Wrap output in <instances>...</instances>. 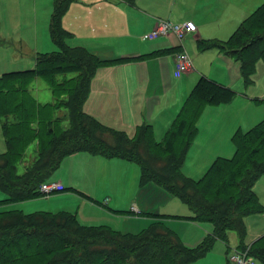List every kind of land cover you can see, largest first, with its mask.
<instances>
[{
	"label": "trees",
	"instance_id": "1",
	"mask_svg": "<svg viewBox=\"0 0 264 264\" xmlns=\"http://www.w3.org/2000/svg\"><path fill=\"white\" fill-rule=\"evenodd\" d=\"M72 1L54 2L50 33L59 50L38 53L34 67L0 76V115L5 119L2 132L6 144V150L0 152V191L6 198L0 203L43 196L41 184L60 167L63 159L86 151L137 162L141 167L142 185L155 182L189 206L192 214L180 217L211 222L214 228L200 244L189 247L159 222L134 235L82 225L76 215L68 212L6 211L0 217V264H189L205 256L217 240L227 243L231 231L236 232L241 241L237 247H250V254L264 264V235L250 246L244 244L246 218L264 213V205L255 190L256 182L264 175V119L247 131L234 133L232 157H217L199 179L186 177L182 172L184 158L196 136L195 126L202 109L206 104L230 102L235 91L203 76L188 100L186 115H182L161 143L155 141L150 125H143L131 137L103 125L83 108L102 61L84 47L68 45L71 33L62 20ZM200 43L203 49H224L240 60L248 84L256 61L264 58V4L240 24L227 42L214 41L206 47L205 42ZM87 58H91L92 63ZM60 73L77 75L60 81L57 78ZM40 76L48 79L56 97L53 105L68 111V119L66 116L50 118L51 106L38 103L30 94L28 82ZM35 107L36 111L32 109ZM63 120H68L70 126L62 127ZM88 121L105 133H96L87 125ZM186 126L189 130L194 126V130L183 135ZM145 136L152 137L156 145L169 151L170 176L151 170L135 152L132 141L137 138L139 142ZM34 142L37 155L20 174L18 164ZM13 215L15 217H10ZM44 216L63 217L66 221L36 220ZM230 251L231 248L227 258Z\"/></svg>",
	"mask_w": 264,
	"mask_h": 264
},
{
	"label": "crops",
	"instance_id": "2",
	"mask_svg": "<svg viewBox=\"0 0 264 264\" xmlns=\"http://www.w3.org/2000/svg\"><path fill=\"white\" fill-rule=\"evenodd\" d=\"M5 1L6 0H0V54L7 53L9 50H6V48L12 47L15 50L12 54L18 56H16L18 58L17 61L21 56L29 57L34 67L36 55L38 53L47 52L38 51L36 45L26 38L15 37L16 32L21 30L22 27H30L32 18L29 20L30 22L28 25L17 26L10 24L3 15L4 9L2 6L6 5ZM44 1L50 6L49 15L47 20L43 22V26H38L36 31L44 27L48 28V22L50 28L54 3H51L52 0ZM9 2L10 1H8V3ZM262 4H264V0H73L68 12H66L67 14L63 17V25L71 33V37L77 34L83 39L81 45L76 47H84L102 61V65L96 71V74L91 81L90 93L83 106L84 111L103 125L128 134L136 135L140 127L143 125H150L154 139L155 136H158L162 137L164 141L167 133L176 126L182 115H186L188 100L194 87L203 76L234 90V88L227 82L211 76L209 73V63H211L212 66L223 69L228 62L227 59L236 57L229 54L226 50L217 47L203 49L204 46H201L200 42H205V47L214 41L222 43L227 42L238 29L240 24L252 15ZM165 18L178 23L188 20H192L196 23L198 31L193 35H189L186 39L187 42L192 41L195 48L193 54H196V57L199 54L207 56L199 67H194V60L189 56L192 62V69L188 72L177 74L174 57L177 54L186 51L184 48V42L179 41L174 35L161 36L154 39L147 37L148 33L154 28L155 23L158 20ZM26 33L32 35L30 31H27ZM14 38L17 40H14ZM143 39L150 41H143ZM187 52L190 53V50ZM215 59L217 60L216 65H214ZM260 59L264 60L263 57L259 58L256 61V65ZM238 61L241 64V70L236 74L237 76L241 75L244 78V75L242 74V62L240 60ZM198 64L199 61L197 65ZM4 68L5 66L2 64L0 66V76L6 72L16 71V69H18L12 68L13 70L9 69L4 71ZM76 75L77 73L75 76ZM177 78H181V80L177 81ZM185 78L190 80L189 89H184L181 86V83ZM254 93L259 96H257V99H253L255 97L248 98L249 103L248 100L244 98L239 100V105L243 107L242 113L244 115L247 114L245 108L250 107L252 101L255 100L258 103L264 104V89H260ZM238 95L236 91L234 98H237ZM231 101L221 104H206L202 109L200 116L203 114L205 108L207 110L214 105L216 108L214 109L215 112L221 113V109L219 108L224 105L226 106L225 108H229L231 106V104H229ZM243 114H240L239 117L231 120L224 119L222 115H215V118L213 119L215 128L212 131L217 133L218 137L215 141L216 146L213 147L215 151L211 150L208 142L200 143L199 151L203 150V152H205L204 160L206 166L202 175L197 179L203 176L217 157L227 156L221 154L220 151L227 148V142L229 140L232 142V150L235 152V144L232 137L236 131H247L264 119L263 110L260 111V116L257 115L252 118H246ZM200 116L199 118H201ZM259 117L263 118L259 120ZM198 119L195 126L196 136L189 145V148L196 141L199 133ZM244 120H254L257 122L248 128L238 122ZM4 121L5 119L0 115V125L2 127ZM62 127H64L63 124ZM189 128L190 127L188 126L184 128L183 135L194 130V126H192L190 130ZM225 134H228V137L230 138H228V140L226 138V140L223 141ZM34 143L37 148V143ZM189 148L187 149V152ZM36 155L37 153L29 160L24 158L22 161L24 168L23 172ZM186 159L187 154L184 158V163ZM134 164L138 163L124 158H108L100 154L79 151L70 154L63 159L62 164L60 165L61 167L64 166L61 172L62 175H58L57 181L61 182L65 189L71 188L78 190L81 197L84 199V196L89 197L85 192L99 195L103 189L113 190L110 186H103L104 182L108 180L109 184L116 185L117 192L115 195L117 198H120L131 192L130 183L133 181L136 171L137 177L140 175L141 184V167L138 164V170L134 167ZM99 166L105 168L107 172L101 175ZM81 178L85 180L81 181ZM255 190L261 202V197L256 186ZM83 191L85 192L83 193ZM0 192L3 193L2 191ZM67 195H72L75 200H79L76 196L79 194L68 190L66 193L61 191L49 196H38L21 202L0 203V217H2L6 211H9L10 213L22 212L23 214H34L38 212H68L77 217L78 215L74 213L76 211L74 205H64L61 203V200ZM103 195L106 196L108 193L105 192ZM5 198L6 195L4 194V198L1 200ZM113 198L114 195L110 198L111 204L115 207L119 206L120 203H118L117 200H113ZM106 199L109 198L107 197ZM14 203L18 204L16 207L20 208L10 210V207H12L11 204ZM137 203L138 204L131 207L133 215L142 214L139 202L137 201ZM26 207H31L32 209L24 211L23 209H26ZM191 214L192 212L188 215ZM162 220H164L162 217H157L151 222V224ZM192 222L193 224L198 223V221ZM81 224L85 225L83 223ZM211 233L210 229L205 230L199 238L192 240H185L178 234L177 235L185 245L195 247ZM263 235L264 232L253 239L248 246ZM237 241H235V245L233 246L230 245L231 240L227 242L228 251L232 247H237ZM226 261L224 255L219 256L218 253L215 255V253L213 254L212 250H210L202 258L189 264H230L228 261L226 263Z\"/></svg>",
	"mask_w": 264,
	"mask_h": 264
},
{
	"label": "rangeland",
	"instance_id": "3",
	"mask_svg": "<svg viewBox=\"0 0 264 264\" xmlns=\"http://www.w3.org/2000/svg\"><path fill=\"white\" fill-rule=\"evenodd\" d=\"M8 1H10L8 3ZM51 3H54V0L51 1ZM6 5H3L2 8L4 9L3 15L5 16L6 20L10 22V24L14 25H28L29 20L31 19V25L28 28H21V30H18L16 32L15 37L17 38H26L27 40L33 42L36 47L38 48V51L43 52H55L59 50L58 46L53 42L50 36V28H49V22H48V28H41L36 31V28L38 26H43V22L47 20L49 15V8L48 3L46 4L44 0H6ZM68 12V11H67ZM67 14V13H66ZM50 18V17H49ZM163 21L170 20L174 22L171 19L165 18L161 19ZM64 21V18H63ZM156 24V23H155ZM155 27V26H154ZM30 31L32 35L27 34L26 32ZM170 36V35H169ZM161 37V36H160ZM14 40H17L14 38ZM68 45L72 47H76L81 45L83 42V39L79 37L77 34L73 35L70 39L67 40ZM143 41H150V40H144ZM184 42V48L186 53L190 50L189 56H191V59H193L195 65L194 67H199V65L204 62V58L207 57L206 55L199 54L196 57V54H193V50L195 49L192 41L187 42V39L183 40ZM6 50H9L7 53H1L0 54V66L3 64L5 66L4 71L12 69V68H18L16 70H23L27 68H32L33 63L30 61L29 57H20L17 61V57L12 54L14 48L8 47ZM143 58V57H141ZM201 59V60H200ZM227 59V58H226ZM231 59V60H230ZM227 59L228 62L225 64V68L220 69L215 66H212L211 63H209V73L213 78H220L224 82H227L230 86L234 88V90L237 91L238 97L231 101V106L229 108H225L226 106H221L219 109H221V113L215 112L214 109L215 105L212 108H208L203 111V114L200 116L201 118L198 119V125H199V133L197 135L196 141L190 146L188 152H187V159L184 163V166L182 167V172L186 177L197 179L200 177L203 173V170L206 166L205 162V152L199 151L200 150V143L208 142V144L211 147V150L215 151L213 147L216 146L215 141L217 140V133L212 132L215 128V123L213 122V119L215 118V115H222L224 119L231 120L233 118H237L240 116V114H243V107L239 105L240 99H247L250 97H255L253 99H257V96L254 92L259 91L260 89H264V60L260 59L257 62L256 65V71L254 72L252 79L247 84L245 82V79L243 76L239 75L237 76L236 73L241 70V64L236 58H230ZM88 61L92 63L91 58H87ZM199 61V64L197 65ZM217 60L215 59L214 65H216ZM32 66V67H31ZM13 70V69H12ZM76 73H69L67 75L65 74H58L57 78L59 80H63L64 78H70L74 77ZM170 74V72H169ZM178 74V73H177ZM181 74V73H179ZM181 80V78H177V81ZM29 92L32 95V97L40 104H49L51 106V112H50V118L56 119L61 113L60 117L69 116L68 111H64L61 109H57L55 107L56 103V97L53 94L51 85L48 81V79L43 77H36L31 80V82H28ZM182 88L189 89L190 88V80L185 78V80L181 83ZM235 91V92H236ZM249 103V100H248ZM212 106V105H210ZM208 107V106H207ZM36 111V107L32 108ZM264 111V104L258 103L255 100L251 102V106L245 108V112H247L246 115L243 114V116L252 118L254 116L259 115L260 111ZM264 117V116H263ZM263 117H259L261 120ZM258 118V117H257ZM14 118L12 117V120ZM258 120V121H259ZM240 124H242L245 127H251L254 124H256L257 121L254 120H244V121H238ZM64 127L70 126V122L68 120H64L62 122ZM88 126H90L96 133L104 134L103 129H101L96 124H91L88 121ZM129 136H133V134H129ZM164 138V137H163ZM228 140V134L224 135L223 141ZM156 142L160 143L163 141L162 137H156ZM138 139L135 138L134 142L132 141L131 145L136 146L135 152L140 156V158L145 162L147 166L153 171H158L164 176H170V157L169 151H167L163 146L156 145L152 137L145 136L141 137L139 139V142H137ZM137 143V145H136ZM233 144L230 142V140L227 142V148L225 150L220 151L221 154L232 156L233 150H232ZM6 145L5 140L3 137L2 132V126L0 125V152L5 151ZM36 144L30 145V147L27 149L25 158L26 160H29L32 156H34L36 152ZM226 156V157H227ZM66 163V162H65ZM64 166H60L49 178V181H57L58 175L61 174L62 169ZM134 167L139 170V165L134 164ZM24 170L22 162L18 164V172L22 173ZM100 174L103 175L107 170L105 168L99 166ZM62 175V174H61ZM85 179L81 178V181H84ZM122 180V179H120ZM105 187H112L113 190H106L103 189L99 195H93L91 193L85 192V194H88L89 197L84 196V199L81 197V194L76 189H69L66 188L62 191L66 193L68 190L75 192L79 200H75V198L72 195L65 196L61 203L64 205H74L76 208V213L78 216V219L81 223L85 224V226H95V227H103L107 229H111L113 231H116L118 233L122 234H134L137 235L138 233H141L145 230H147L151 224L152 221L155 220L157 217H162L164 220L159 221V224L162 225L165 228L173 230L176 234H178L181 238L192 240L195 238H199L203 231L210 229V231H213V224L211 222H198L197 224H193L192 220L180 217V216H186L191 213V210L189 206L178 196L171 195L169 191L166 189L158 186L154 182H148L147 184H140V175L137 177V171L135 173V176L133 178V181L130 183L131 192H129L128 195H123L120 198H117L115 193L117 192V188L115 184H109V181L106 180L104 182ZM256 189L261 197V202L264 204V175L261 176L258 181L256 182ZM116 189V190H115ZM54 192L52 194L59 193ZM107 192L108 195L104 196L103 194ZM48 195V196H49ZM75 195V194H74ZM114 195L113 200H117L118 203H120L119 206H114L111 204L110 198ZM109 199H106V198ZM4 198V194L0 192V200ZM56 201V200H54ZM99 203H98V202ZM106 201V202H105ZM141 207L140 211H142V214L139 215H133L131 212V207L135 204H138ZM116 202V203H117ZM103 203V204H100ZM11 209H16L20 207H16V203L11 204ZM21 206V204H20ZM73 206V207H74ZM22 207V206H21ZM31 207L24 208V211L31 210ZM37 212V211H36ZM15 217V215L10 216ZM63 217H50V216H44V218H37L36 220L39 221H50V222H64L65 219H62ZM58 221V222H57ZM201 228V229H200ZM246 228H247V234L245 237L244 244L249 245L253 239H255L258 235H260L262 232H264V214L263 215H250L246 218ZM203 230V231H202ZM233 238V239H232ZM238 239V241H237ZM229 240H231L230 245H235V241H237V245L241 243L239 240L238 234L236 232H230L229 234ZM213 254L218 253L220 255L225 256V261H228L227 258V252H228V246L226 242H223L222 240H217L211 249ZM226 261V263H227ZM257 264H262L260 261L257 262Z\"/></svg>",
	"mask_w": 264,
	"mask_h": 264
},
{
	"label": "built area",
	"instance_id": "4",
	"mask_svg": "<svg viewBox=\"0 0 264 264\" xmlns=\"http://www.w3.org/2000/svg\"><path fill=\"white\" fill-rule=\"evenodd\" d=\"M198 31V26L192 20L185 22H172L170 20H158L155 27L147 37L154 39L160 36H176L179 41L185 40L189 35H193ZM176 72L185 73L192 69V62L186 52H181L174 57ZM64 185L59 181H45L40 186V191L44 195L64 190ZM230 264H257V259L250 254V247L240 249L232 247L228 254Z\"/></svg>",
	"mask_w": 264,
	"mask_h": 264
}]
</instances>
